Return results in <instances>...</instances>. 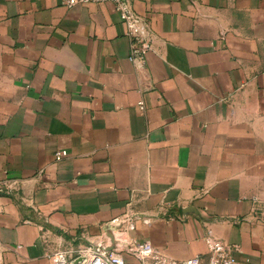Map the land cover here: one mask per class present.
Masks as SVG:
<instances>
[{"label": "crops", "instance_id": "1", "mask_svg": "<svg viewBox=\"0 0 264 264\" xmlns=\"http://www.w3.org/2000/svg\"><path fill=\"white\" fill-rule=\"evenodd\" d=\"M131 8L141 65L111 3L0 0V264L205 263L208 233L264 264V0Z\"/></svg>", "mask_w": 264, "mask_h": 264}, {"label": "built area", "instance_id": "2", "mask_svg": "<svg viewBox=\"0 0 264 264\" xmlns=\"http://www.w3.org/2000/svg\"><path fill=\"white\" fill-rule=\"evenodd\" d=\"M136 0H63V5L71 8L76 5L111 3L115 12L126 28V36L130 40L128 60L137 65L143 63L144 56L151 50V42L142 19L134 14L131 4ZM143 110L142 103L138 105ZM67 155L65 150L54 153L55 161ZM4 193L0 188V195ZM207 247L206 262L201 256H194L181 262H175L166 257L148 242H135L130 244V254L139 264H236L235 252L237 247L230 246L208 233L205 237ZM55 264H114L102 248L85 247L73 256L72 251H57L52 255Z\"/></svg>", "mask_w": 264, "mask_h": 264}]
</instances>
